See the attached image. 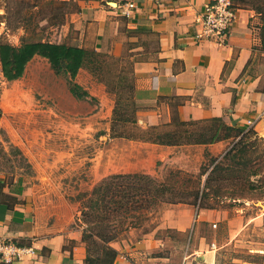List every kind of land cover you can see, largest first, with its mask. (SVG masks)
Wrapping results in <instances>:
<instances>
[{"label": "rangeland", "instance_id": "rangeland-1", "mask_svg": "<svg viewBox=\"0 0 264 264\" xmlns=\"http://www.w3.org/2000/svg\"><path fill=\"white\" fill-rule=\"evenodd\" d=\"M245 1L238 8L253 13L251 24L261 41L264 0ZM69 7L61 0H0V43L57 42ZM74 80L94 100L71 95L67 78L44 57L34 56L14 80L4 78L0 65V177L5 182L23 177L42 224L77 234L80 241L67 245L85 257L84 203L93 187L112 174L137 173L155 184L169 182L180 193L199 188L200 194L194 204L164 205L160 214L130 228L125 238L129 232L138 239L151 233V243L136 254L121 253L120 260L264 264V122L239 133L204 124L159 127L156 131L177 128L181 144L156 145L138 139L155 130L113 121L116 98L131 112L129 57L95 75L82 68ZM214 135L212 142H202ZM216 163L221 170L212 173Z\"/></svg>", "mask_w": 264, "mask_h": 264}, {"label": "crops", "instance_id": "crops-1", "mask_svg": "<svg viewBox=\"0 0 264 264\" xmlns=\"http://www.w3.org/2000/svg\"><path fill=\"white\" fill-rule=\"evenodd\" d=\"M61 1L70 7L57 42L130 58L142 130L178 121L239 133L264 122V50L250 10L237 7L227 44L220 46L195 36V17L213 0H136L129 16L108 0ZM11 178L0 177V240L35 250L11 264H83L79 248L67 245L80 241L78 235L42 224L23 177ZM129 234L111 242L120 254L114 264H129L121 253L136 254L151 243V233Z\"/></svg>", "mask_w": 264, "mask_h": 264}, {"label": "trees", "instance_id": "trees-1", "mask_svg": "<svg viewBox=\"0 0 264 264\" xmlns=\"http://www.w3.org/2000/svg\"><path fill=\"white\" fill-rule=\"evenodd\" d=\"M233 2L237 7L246 3L245 0H233ZM261 43L264 50V30L261 33ZM34 56L46 58L57 75L67 78L71 95L77 99L89 98L92 100L94 97L74 80L78 71L87 68L95 75L102 71V67H107L110 64L117 65L122 59V56L115 57L95 49L64 42L34 40L22 41L18 45L1 42L0 65L4 78L14 80L21 77L26 64ZM108 58L115 62L109 63ZM130 88L131 93L127 97V104L129 103L131 106L130 114L118 105L119 100L116 98L113 121H122L138 126L132 83ZM186 124V122L177 121L173 125L184 126ZM157 128L159 127L148 128L155 132L138 139L163 145L181 144L180 131L177 128L156 131ZM122 136L135 137L133 135ZM215 136L204 139L202 142H212L216 139ZM232 149H235V146L225 153L224 158L229 157ZM219 163H216L212 168V173L221 168ZM174 187L169 182L155 184L150 177L137 173H116L97 183L84 203L86 208L83 216L85 226L81 230V241L85 246L83 264H114L119 252L111 245V242L125 238V234L130 228L138 227L153 215L160 214L162 206L179 202L194 204L199 198V188L189 190L186 194L176 191ZM188 195L192 197L188 198Z\"/></svg>", "mask_w": 264, "mask_h": 264}, {"label": "built area", "instance_id": "built-area-1", "mask_svg": "<svg viewBox=\"0 0 264 264\" xmlns=\"http://www.w3.org/2000/svg\"><path fill=\"white\" fill-rule=\"evenodd\" d=\"M108 3L119 8L125 16H129L137 7L136 0H108ZM236 13L237 7L233 0H213L205 3L195 17L196 38L208 39L220 46L226 45L229 28L236 19ZM34 253L33 247H21L12 242L0 240V260L6 264L18 262L23 256Z\"/></svg>", "mask_w": 264, "mask_h": 264}]
</instances>
